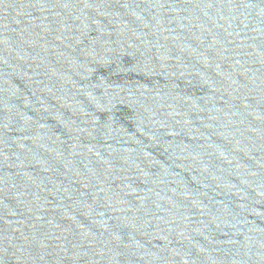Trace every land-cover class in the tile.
Here are the masks:
<instances>
[{
  "label": "water",
  "instance_id": "1",
  "mask_svg": "<svg viewBox=\"0 0 264 264\" xmlns=\"http://www.w3.org/2000/svg\"><path fill=\"white\" fill-rule=\"evenodd\" d=\"M0 264H264V0H0Z\"/></svg>",
  "mask_w": 264,
  "mask_h": 264
}]
</instances>
